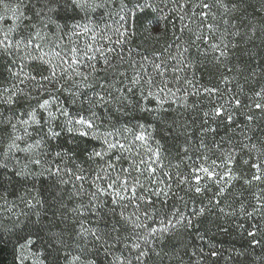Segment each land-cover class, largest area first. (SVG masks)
<instances>
[{"label": "snow or ice", "instance_id": "6c2138e0", "mask_svg": "<svg viewBox=\"0 0 264 264\" xmlns=\"http://www.w3.org/2000/svg\"><path fill=\"white\" fill-rule=\"evenodd\" d=\"M3 253L264 264V0H0Z\"/></svg>", "mask_w": 264, "mask_h": 264}, {"label": "trees", "instance_id": "16d2710c", "mask_svg": "<svg viewBox=\"0 0 264 264\" xmlns=\"http://www.w3.org/2000/svg\"><path fill=\"white\" fill-rule=\"evenodd\" d=\"M218 240H221L224 242V247H228L230 243L232 242L231 236H219L217 237ZM11 260V256L7 253L0 254V264H8V261Z\"/></svg>", "mask_w": 264, "mask_h": 264}]
</instances>
